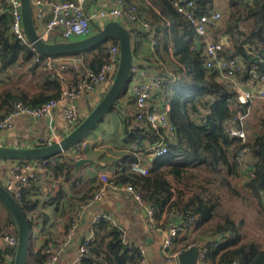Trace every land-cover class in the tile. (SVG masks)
<instances>
[{"label":"trees","instance_id":"obj_1","mask_svg":"<svg viewBox=\"0 0 264 264\" xmlns=\"http://www.w3.org/2000/svg\"><path fill=\"white\" fill-rule=\"evenodd\" d=\"M133 1H138L140 11L147 15L159 32H162L161 38L164 41L166 39L171 41L172 52L180 63L175 70L178 74L175 81L178 86L172 92L168 113L170 121L176 127L177 142L173 144L168 142V153L152 160L147 175L127 172L128 163L135 159L133 154L129 155L127 169H122V174H119L116 180L129 181L141 191L144 198L155 206L157 217L162 211L167 214L171 210H176L185 224L191 223L197 226L209 224L213 217H218L219 220L207 228L218 234L226 232L228 236L218 243L207 244L209 261L213 263L216 261L217 264L226 262L264 264V249L254 240L243 239L241 220L236 222L227 212H218L220 200L213 196L210 187L213 186L212 183L219 182L220 185H225L230 193L248 203L255 210L260 229L264 232V120L261 129L254 133L251 148L254 174L244 184L249 195L246 196L232 184V179L238 177L239 140L230 137L225 129L231 120H235L233 123L237 125L238 115L245 112V107L230 103L229 99L233 97L234 90L206 71L202 64V51L194 48L193 45L194 29L184 16L173 8L171 0ZM198 5L199 13L215 6L213 0H199ZM154 7L159 12H155ZM226 8L224 12L226 16L214 34L220 31L227 35L231 45H224L223 52L227 56H240L243 59L246 68L240 77L243 81H247L251 78V70L254 68L264 70V61H262L264 0H227ZM167 22L171 24L169 38L165 35ZM108 41L117 43L116 39ZM106 43L105 41L75 55H84L86 66L98 70L106 57ZM35 57L36 53L11 33L8 6L0 1V59L3 67L10 70L24 65L31 71L42 69L35 62ZM163 86L168 88L170 85L164 82ZM42 87V90L33 96H29L21 88L16 90L5 88L0 93V110H5L3 114L7 113L15 100L30 106H38L50 99H57L61 93V80L45 72L42 77ZM91 110L92 108L89 112ZM124 132L129 143L141 138L154 141L159 137L153 130L140 128L130 122L126 123ZM71 166L72 164L63 155L57 154L53 163L48 162L45 168L54 175L65 170L69 176ZM203 169L205 171H202ZM201 176H205L209 182L201 181ZM174 187L177 189L174 190ZM91 193L84 195L80 201H85ZM37 195H40L39 188L31 182L22 187L20 198L16 200L29 218L31 227L32 220L29 213L37 209L39 203ZM56 200V197L46 199L47 203ZM191 217L194 219L189 220ZM109 226V221L105 218H100L93 225L94 239L90 243L89 252L79 260L78 264L137 262L141 257V248L134 243L126 242L122 230L114 226H110L106 234L102 235L101 231ZM9 230L17 232V226L12 214L6 210L0 232ZM49 241V238H45L40 247L32 252L31 237L28 254V261L30 260L31 263L27 261V264H42L47 258L44 250L49 247ZM187 244H183L182 248Z\"/></svg>","mask_w":264,"mask_h":264},{"label":"built area","instance_id":"obj_2","mask_svg":"<svg viewBox=\"0 0 264 264\" xmlns=\"http://www.w3.org/2000/svg\"><path fill=\"white\" fill-rule=\"evenodd\" d=\"M5 2L8 6L11 33L35 52L24 32L21 1L5 0ZM198 2L199 0H171L173 8L182 14L194 29L193 45L195 48V42L200 43V49L196 48L202 51V64L206 71L234 90L233 97L229 99L230 103L235 106L245 107V112L238 115L237 125H234L235 120H231L227 128H225L230 137H235L239 140L237 144V181H240L244 188V184L254 174V158L251 152L254 134L250 136L247 118L251 111L257 108L262 111L264 116V88L259 87L261 83H264V70L260 71L254 68L251 70V78L247 81L242 80L240 76L246 68L243 59L240 56L230 57L225 55L223 42L220 39H216L214 34L224 18L225 11L221 7L214 6L206 12L199 13ZM90 3L91 0H35L36 8L33 18L37 34L42 40L50 41L52 33L60 28L61 36L65 38L72 34L88 36L91 31V25L94 24L99 29L103 28L107 22L118 21L130 33L133 59L140 52L143 39L150 42L153 53L157 54V49L161 45L162 32H159L147 15L140 11L138 1L113 0V6L111 7H101L89 11L88 5ZM45 6L50 9V17L46 21L40 22L39 20L42 17ZM38 22L40 25H38ZM170 29L171 24L167 22L165 34L167 38L170 36ZM224 38L226 39V37ZM106 42V57L98 70H93L86 66L76 55L44 56L35 52V62L50 74L60 78V96L57 99L45 101L38 106H30L20 100H15L11 105V109L7 113L0 115V131L11 128L15 120L20 116H28L32 119L42 118L45 120V129L37 135L34 139L35 141L31 145L27 143L21 144L20 142L15 146L33 147L59 143L89 113V111L83 112L81 110L79 106L80 98L93 92L104 95L114 80L120 58V47L118 42L114 43L108 40ZM9 71V68L3 67L0 59L1 85L7 81ZM66 73H72L70 82H67L64 78ZM163 84L164 79L160 75L149 76L139 66L138 61L133 60L129 81L116 105L120 103L121 99L122 101L130 102L129 106L134 110L131 112L133 124L146 130H153L159 137L154 139V141L141 138L131 143L130 150L135 159L128 163L127 172L130 174L147 175L152 160L168 153V142L172 144L177 142L176 127L168 116L171 92H174V90L164 88ZM59 105L62 106L65 120V128L62 131H58L54 124L55 110ZM87 145L88 141L83 138L71 149L60 154L64 157L78 160L82 158L83 151ZM49 159L14 160L9 176L1 183L2 186L12 194L15 200L19 199L22 187L37 179L39 180L37 170L44 169ZM117 175L109 176L105 172L99 174L100 183L89 198L78 205L59 247L65 245L74 234L82 212L95 205L110 190L126 194L137 207L145 211L146 220L151 230L164 232V240L161 247L164 260L168 264H179L177 258L179 252L195 246L194 243L190 242L183 249L174 247L175 240L186 229L184 221L181 223L170 220L165 223L160 221L157 217L155 206L144 198L142 192L129 181H117ZM174 188V190L177 189V187ZM167 214L178 215V212L171 210ZM100 218L108 219V216L104 212L96 213L91 227ZM193 219L194 217H191L189 220ZM11 230L0 232V238L5 242V247L0 253L2 264H13L17 246V232ZM93 239L94 233L91 228L90 233L83 238L79 246L78 262L89 252L90 243ZM198 248L199 253L195 264H217L216 261L212 263L207 259L208 247L206 244H202ZM44 251L47 254V258L42 264H55L59 256L58 249L49 246ZM1 256L3 259H1ZM135 264H151L146 258L144 250L141 249V257ZM223 264L236 263L226 262Z\"/></svg>","mask_w":264,"mask_h":264},{"label":"crops","instance_id":"obj_3","mask_svg":"<svg viewBox=\"0 0 264 264\" xmlns=\"http://www.w3.org/2000/svg\"><path fill=\"white\" fill-rule=\"evenodd\" d=\"M0 1L5 2V0ZM34 1L35 0H31L33 14L36 8ZM214 4L216 7H222L218 2ZM111 6H113V0H91V3L88 5V10L91 11L96 8ZM226 7L224 8L225 11L227 9ZM154 11L159 12L155 7ZM49 17L50 9L48 6H45L39 21H46ZM38 25H40L39 22ZM92 27L97 29L94 24ZM60 36L61 31L60 28H58L52 33L50 40H57ZM224 37H226V39ZM215 38L220 39L224 45H231L227 35L223 32L217 33ZM76 56L79 57L83 63H86L84 55ZM133 60L138 61L139 66L144 69L149 76L158 74L164 79L166 84L170 85L168 87L169 89H177L178 85L175 81L177 80L178 74L175 70L179 67L180 63L172 52V45L169 39L164 41V39L161 38V45L157 49V54L153 53L150 42L143 39L141 50L136 54ZM13 69H10L9 74ZM42 69L37 68L34 71L26 69L24 74L30 78L26 86L8 81L5 85L0 84V93L5 88L15 90L21 88L29 96H33L40 92L43 88L42 77L45 72L50 74L44 69L45 72H42ZM64 78L67 82H70L72 80V73H66ZM259 87L264 88V83H261ZM102 96L103 95L97 92L82 96L79 100L81 110L83 112L89 111L90 108H93L99 102ZM129 103L130 102L122 101L121 99L120 103L112 108L114 110L112 112H110V110L90 132L89 139L90 142L93 140L94 145L89 148L88 143L86 149L83 151L82 158L84 162L78 165L76 163L77 160L65 157L66 160L72 164L69 176H67L65 170L59 171L55 175L47 168L37 170L39 180H35L34 183L40 191V195H37L39 196V203L37 209L29 213L32 220V252L40 247L45 238H49V246L58 249L59 253L58 260L55 264H78L77 256L79 253V246L83 238L90 233L92 220L95 214L104 212L108 216L107 220L110 226L121 229L126 242L131 244L134 243L144 250L146 258L151 264H168L163 258L161 248L164 240V232L151 230L146 220L145 211L137 207L126 194L110 190H108L95 205L82 212L74 234L65 245L59 247L61 241L64 239L70 221L76 213L78 205L82 202L80 201L81 198L84 195L90 194L100 183L99 174L105 172L109 176H113V174L119 175L122 174V169H127L128 156L133 154L130 150L131 143L127 142L124 132L127 122L133 124L131 112L134 110L131 109ZM4 111L3 109L0 110V115L3 114ZM253 112H256L258 116H254L255 119L253 116L252 118H248V127L252 130V127L257 125L256 127L260 130L262 121L264 120L263 113L259 108L254 109ZM28 120H30L31 123H28ZM27 124L32 125L29 126ZM54 124L58 131H62L65 128L64 114L62 106L60 105L55 110ZM128 127L131 128V125L128 124ZM44 129V119H32L28 116H20L15 120L11 128L0 131V145L15 146L20 142L21 144L27 143L31 145L36 137H30L34 135L37 136ZM18 135L27 136L29 138L19 140ZM13 161L14 160L0 158L1 183L8 178ZM53 161L54 156L49 159V162L53 163ZM119 168L120 170L118 171ZM235 179L236 178L232 179V184ZM49 197H56L57 200L53 203H47L46 199ZM6 210L7 209L0 203V226L4 220ZM252 210L256 217L255 210L253 208ZM158 218L163 223L169 220L181 223L184 220L181 215H168L165 211H162ZM110 226L104 231H101V234H106ZM35 232H37V235L34 237ZM227 236L228 233L226 232L224 234H218L208 231L204 226L192 225L190 223L186 224L184 232L175 240L174 247L183 249V244L190 242L194 243L197 247L202 244L207 245L210 242L218 243ZM4 247L5 242L0 238V251H2Z\"/></svg>","mask_w":264,"mask_h":264},{"label":"water","instance_id":"obj_4","mask_svg":"<svg viewBox=\"0 0 264 264\" xmlns=\"http://www.w3.org/2000/svg\"><path fill=\"white\" fill-rule=\"evenodd\" d=\"M21 1L22 24L28 42L40 55H62L80 53L109 39H116L120 47V58L114 80L102 96L99 102L92 108L88 115L70 133L66 134L59 143L46 146H5L0 145V158L10 160H34L51 158L63 151L71 149L85 136L88 135L104 116L116 105L119 97L125 90L129 81L133 65V51L131 37L128 29L118 21H110L103 28L97 29L94 33L79 40H42L36 32L33 18L31 0ZM200 49V43L195 42ZM31 123L30 120L27 121ZM32 125V124H27ZM32 136L30 138H35ZM19 140L29 137L18 135ZM84 162V159L77 160V164ZM0 203L12 214L17 226V246L13 264H27L29 244L32 235V227L26 213L18 205L12 194L7 191L0 182ZM199 248L191 246L178 254L179 264H195Z\"/></svg>","mask_w":264,"mask_h":264},{"label":"rangeland","instance_id":"obj_5","mask_svg":"<svg viewBox=\"0 0 264 264\" xmlns=\"http://www.w3.org/2000/svg\"><path fill=\"white\" fill-rule=\"evenodd\" d=\"M215 2H218V4L220 3L221 4L220 6H222L221 9L223 11H225L224 8L226 7L227 0H214L213 3H215ZM225 16L226 15H224V17ZM96 30L97 29H95L91 25L90 34L94 33ZM219 33H220V31H218V34ZM86 36L87 35L72 34L68 38L60 36V38L58 40H79V39H82ZM25 70H26V66H24V65L15 67L10 72V74L7 78V81L3 85L7 84L9 81V82H15V83H18L20 85L26 86L27 81H30V78L28 76H25V74H24ZM184 74L185 73H183V75ZM113 110L114 109H112L110 112H112ZM252 112L253 111H251V114L249 115L248 118H250V117L252 118V116L254 118V116L257 115L256 112H253V113ZM109 114H108V116H109ZM248 118H247V120H248ZM256 126L257 125L252 127V130L249 131L250 136H252V134L257 132L258 127H256ZM89 134L90 133H88V137L85 136L84 139H86L88 141L89 148H91V146H93L94 143H93V140H91V142H90ZM202 171H205V169H203ZM200 180L201 181H208V179L205 176H201ZM237 180L238 179L236 178L235 181L233 182L234 186L237 189L241 190V192L243 194H245L246 196H249L248 191L245 188L243 189L242 183L240 181H237ZM212 184H213V186H210V187L212 188L213 196L214 197L216 196L220 200V205L217 209L218 212L219 213L220 212H227L236 222H239V220H241V229L243 231V234L245 235L243 239L254 240L255 242H257L259 244L260 248L264 249V232L260 229L259 222L256 219L255 214L253 213L251 206H249L248 203H246L243 199H241L237 195L230 193L225 185L222 186V185H220L219 182H214ZM218 220H219L218 217H216V216L213 217L211 222H209V224L206 223V225H204V228H207L208 226L215 224ZM207 230L211 231L208 228H207ZM36 233L37 232L34 233L35 234L34 237L37 235Z\"/></svg>","mask_w":264,"mask_h":264}]
</instances>
